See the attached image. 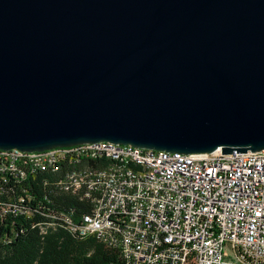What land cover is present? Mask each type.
Wrapping results in <instances>:
<instances>
[{
  "label": "water",
  "instance_id": "95a60500",
  "mask_svg": "<svg viewBox=\"0 0 264 264\" xmlns=\"http://www.w3.org/2000/svg\"><path fill=\"white\" fill-rule=\"evenodd\" d=\"M264 150V0H0V150Z\"/></svg>",
  "mask_w": 264,
  "mask_h": 264
},
{
  "label": "built area",
  "instance_id": "2783aa9c",
  "mask_svg": "<svg viewBox=\"0 0 264 264\" xmlns=\"http://www.w3.org/2000/svg\"><path fill=\"white\" fill-rule=\"evenodd\" d=\"M41 174H60L55 191L88 201L90 214L75 224L40 203L31 210L32 194L12 184ZM36 212L48 219L36 223L40 234L60 221L117 250L121 264H264V150L181 154L105 141L0 150V217Z\"/></svg>",
  "mask_w": 264,
  "mask_h": 264
},
{
  "label": "trees",
  "instance_id": "16d2710c",
  "mask_svg": "<svg viewBox=\"0 0 264 264\" xmlns=\"http://www.w3.org/2000/svg\"><path fill=\"white\" fill-rule=\"evenodd\" d=\"M98 160L90 161L89 165L94 166ZM57 176L60 174H41L21 185L12 184L11 190L32 194L31 210L35 209L34 204L40 203V212L55 215L57 219L62 214L78 224L82 216L90 214L91 205L75 195L55 191ZM41 179L47 180L46 185ZM11 217V214L0 217V264H121L117 250L94 236L80 237L60 221L40 234L36 223L48 220L41 214ZM6 236L12 237L11 240L5 241Z\"/></svg>",
  "mask_w": 264,
  "mask_h": 264
}]
</instances>
